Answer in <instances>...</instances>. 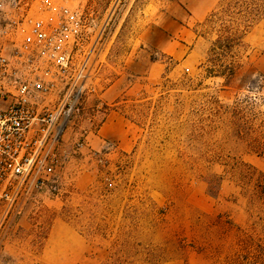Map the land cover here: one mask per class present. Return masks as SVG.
Here are the masks:
<instances>
[{"label":"rangeland","instance_id":"374dc122","mask_svg":"<svg viewBox=\"0 0 264 264\" xmlns=\"http://www.w3.org/2000/svg\"><path fill=\"white\" fill-rule=\"evenodd\" d=\"M50 1L53 17L76 15L79 55L108 41L109 91L65 135L71 187L10 221L0 206V264H264V21L227 78L200 25L222 0ZM109 116L125 142L105 133ZM84 128L89 146L76 148Z\"/></svg>","mask_w":264,"mask_h":264},{"label":"built area","instance_id":"2783aa9c","mask_svg":"<svg viewBox=\"0 0 264 264\" xmlns=\"http://www.w3.org/2000/svg\"><path fill=\"white\" fill-rule=\"evenodd\" d=\"M0 19V206L13 220L41 195L55 194L63 179L67 131L82 120L93 97L103 110L100 37L81 52L76 15L50 0H11ZM49 14L32 15L33 8ZM90 121L93 128L95 122ZM95 129H81L76 148L89 146Z\"/></svg>","mask_w":264,"mask_h":264},{"label":"trees","instance_id":"16d2710c","mask_svg":"<svg viewBox=\"0 0 264 264\" xmlns=\"http://www.w3.org/2000/svg\"><path fill=\"white\" fill-rule=\"evenodd\" d=\"M262 21L264 0H222L218 8L200 24L206 27V31L216 32L210 52L214 61L225 63L224 60H230L228 64H215L225 67L223 75L227 78L235 73L236 49L244 45L245 37Z\"/></svg>","mask_w":264,"mask_h":264},{"label":"crops","instance_id":"0c3cea01","mask_svg":"<svg viewBox=\"0 0 264 264\" xmlns=\"http://www.w3.org/2000/svg\"><path fill=\"white\" fill-rule=\"evenodd\" d=\"M206 7H208V6H206ZM205 9L207 10V8H205ZM206 10H204V11H206ZM197 17L199 20L200 19L199 16L196 15V18ZM108 91H109V89L106 90V92L103 95H106L108 93ZM104 124L106 125L105 133L109 137L120 138V140L122 142L126 141L127 136H126V133L124 132V129H123V125H124L123 120H121L119 118H112L109 116L107 121ZM58 226L68 227V225L65 222H57L53 225L52 232L56 231V229H58ZM78 239L83 241V237H81V236H78ZM84 249L87 251V248H84ZM82 252H84V250H82Z\"/></svg>","mask_w":264,"mask_h":264}]
</instances>
